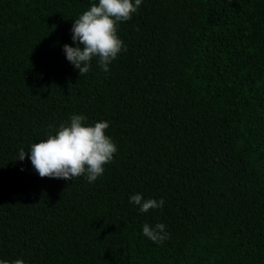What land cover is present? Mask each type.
Returning <instances> with one entry per match:
<instances>
[{
  "label": "trees",
  "instance_id": "obj_1",
  "mask_svg": "<svg viewBox=\"0 0 264 264\" xmlns=\"http://www.w3.org/2000/svg\"><path fill=\"white\" fill-rule=\"evenodd\" d=\"M93 3L0 0V259L264 264V0H142L126 51L80 76L63 46ZM73 114L110 124L101 177L18 160ZM137 193L165 203L141 213Z\"/></svg>",
  "mask_w": 264,
  "mask_h": 264
},
{
  "label": "clouds",
  "instance_id": "obj_2",
  "mask_svg": "<svg viewBox=\"0 0 264 264\" xmlns=\"http://www.w3.org/2000/svg\"><path fill=\"white\" fill-rule=\"evenodd\" d=\"M141 4L142 0H98L74 20L71 32L76 46L65 44L63 50L80 76L89 72L93 58H98V65L107 73L109 65L121 51H126L118 35V25L131 20ZM86 121L85 115L73 114L68 122L60 124L55 134L50 133L46 139L33 143L27 151L20 148L18 160L29 158L41 178L74 180L86 176L89 183L96 181L104 174L105 165L112 162L118 147L106 134L110 126L108 121H97L91 125ZM129 203L139 206L141 213H146L150 209L162 208L165 201L144 199L137 193L130 197ZM165 229L163 223L142 226L143 235L157 244L169 238L170 234ZM0 264H25V261L0 259Z\"/></svg>",
  "mask_w": 264,
  "mask_h": 264
}]
</instances>
